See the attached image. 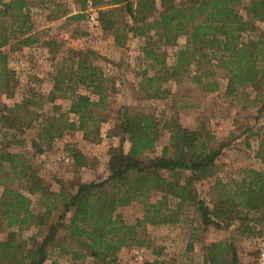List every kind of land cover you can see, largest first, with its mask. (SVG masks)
Returning <instances> with one entry per match:
<instances>
[{
    "label": "trees",
    "instance_id": "1",
    "mask_svg": "<svg viewBox=\"0 0 264 264\" xmlns=\"http://www.w3.org/2000/svg\"><path fill=\"white\" fill-rule=\"evenodd\" d=\"M47 1L0 0V96L12 98L16 82L4 48L14 52L37 46L45 51V59H54L62 46L57 40L42 42V31L33 23V8ZM90 1L97 9L98 31L111 39L113 47L126 48L132 39H145L141 53L147 70L139 83L144 100L162 101L174 110L191 108L189 97L172 94L166 84L188 81L202 93H214L220 89L216 75L220 70L225 74L224 95L250 88L252 103L258 106L255 122L263 114L264 34L247 35L257 31V23H264V0ZM85 5L83 0L79 13L64 10L59 18L78 27L85 19ZM180 39L184 45L173 52L168 65L166 53L155 47H175ZM95 58L89 49H70L52 66V85L44 100L50 104L68 100L66 112L54 105L55 115L42 117L37 111L43 98L33 93L11 105L0 102V129L18 134L27 130L38 155L69 133L100 143L99 129L106 122L103 114L115 88L114 81L95 65ZM114 122L109 138L119 142L109 149L105 177L78 182L71 192L60 187L52 193L27 159L8 150L10 142L2 135L0 264H44L53 248L69 262L50 264H117L124 248L151 249L146 226L175 225L186 209L193 210L195 219L190 224L195 231L197 226L228 233L235 228L240 238L264 237V132L255 129L256 124L243 134L256 139L254 158L260 167L242 169L228 182L216 181L217 195L209 208L196 186L218 174V159L233 133L217 141L203 124L190 130L170 116L161 123L153 112L126 105L120 106ZM161 132L168 135V143L159 156H153ZM75 147L68 145L65 152L72 167L79 169L85 157ZM133 204L142 215L128 224L118 211ZM30 228L35 234L22 239L21 232ZM192 249L189 243L187 252ZM202 251L199 264H241L234 240L212 242ZM152 254L156 260L149 264H164L157 260L161 250L152 249Z\"/></svg>",
    "mask_w": 264,
    "mask_h": 264
},
{
    "label": "rangeland",
    "instance_id": "2",
    "mask_svg": "<svg viewBox=\"0 0 264 264\" xmlns=\"http://www.w3.org/2000/svg\"><path fill=\"white\" fill-rule=\"evenodd\" d=\"M81 1L83 0H48L45 5L33 8V23L36 26L45 27L41 30V41L57 40L62 43V46L54 55V59H51L52 57L45 59V51L37 46L39 50L32 47V51H26L24 54L19 51L13 52L9 47L4 48L3 52L7 56L8 67L13 71L16 82L13 97L0 96V102L11 105L24 97L37 93L43 98V104L37 111L42 117L55 115L52 111L54 105L59 106L60 112H66L70 104L68 100H56L54 104L44 100L52 85V66L70 49H89L96 54L95 65L105 76L114 81L115 88L114 93L107 100V110L103 114L106 122L99 129L101 142L92 144L84 140L80 133H69L61 140L54 142L49 151L38 155L31 147V137L28 136L27 130L24 134H18L13 130L7 133L6 130L0 129V138L2 135H6L4 141L10 142L8 150L27 159L30 168L36 172V176L52 193H56L60 187L71 192L70 188L78 182H91L105 177L109 149L116 147L119 142L117 138H109V135L120 106L126 105L132 109L142 107L146 111L153 112L161 123L169 116L174 117L183 128L190 130L200 128L203 124L216 137L217 141H222L227 138L228 134L233 133L234 137H232L231 143L218 159V174L196 186L197 195L211 208L217 195L214 189L216 181L228 182L236 178L242 169L260 167L259 162L254 158L256 139H247L243 134L247 128H251L254 124H256L255 129L264 132V112L259 116L257 122L254 120L257 116L258 106L252 103L254 99L252 90L250 88L237 89L232 96H225L223 90L225 74L218 70L216 75L221 85L219 91L214 93H202L188 81L179 84H166L165 87L172 94L189 97L191 101L188 105L192 106L191 108H176L174 110L165 102L144 100L145 94L139 88V83L142 80V72L147 70V63L141 53L145 39H134L129 41L126 48H115L111 39L104 38L98 29L91 30L86 19L81 21L78 27L72 22L66 25L65 20L62 21L59 18L60 15L64 10L71 14L72 7L69 3H72L74 8L80 9ZM93 8L96 9L94 6ZM256 26L257 31L247 35L249 38L264 34V23H257ZM82 33L86 36H81ZM39 45L42 44L39 43ZM183 45L184 39H180L175 47L157 46L155 49L166 53V63L170 65L173 52ZM152 74V71H147L148 76ZM69 116L72 118L71 115ZM246 142L249 147H246ZM167 143L168 135L166 132H161L153 156H159ZM68 145L76 146L75 148L84 155L83 167L79 169L72 167V161L68 153L65 152ZM16 185L20 184L16 182ZM118 213L126 223L134 224L141 217L142 210L133 204L120 209ZM192 219H195L193 210L186 209L181 217V222L175 225L146 226V235L151 249L142 248L145 251L143 260L135 261L133 251L136 247H128L122 249L118 254L117 264H149L156 260L152 249L161 250L162 254L157 260L164 264H199L203 254L202 249L206 245L226 239L235 241L241 264H256L255 241L257 238H240L235 228L228 233L215 229L204 231L197 226L198 230L195 231V225L190 224ZM35 232V229L30 228L21 232L20 237L27 239ZM193 235H195V239H193ZM189 243L192 244L193 249L187 252ZM50 252L49 259L44 264H50L51 261L69 262L68 257H61L58 254V249L53 248Z\"/></svg>",
    "mask_w": 264,
    "mask_h": 264
},
{
    "label": "built area",
    "instance_id": "3",
    "mask_svg": "<svg viewBox=\"0 0 264 264\" xmlns=\"http://www.w3.org/2000/svg\"><path fill=\"white\" fill-rule=\"evenodd\" d=\"M85 19L86 23L91 30L98 29V13L97 10L93 8L92 2L86 0L85 6ZM256 250V264H264V237L257 238L255 241ZM134 260L141 262L145 256V251L142 248H136L133 251Z\"/></svg>",
    "mask_w": 264,
    "mask_h": 264
},
{
    "label": "crops",
    "instance_id": "4",
    "mask_svg": "<svg viewBox=\"0 0 264 264\" xmlns=\"http://www.w3.org/2000/svg\"><path fill=\"white\" fill-rule=\"evenodd\" d=\"M69 5L72 7H70L71 9H72V12H71V14H77V13H79V11H80V9L78 8V9H76V8H74V6H73V4L72 3H69ZM65 18L64 17H62L61 18V20L63 21ZM35 27H36V30H38V31H40V30H43L45 27L43 26V27H39V26H36L35 25ZM132 40H134V39H132ZM131 41V40H130ZM26 51H28V52H30V51H32V48H22V49H20V51L19 52H21V53H25Z\"/></svg>",
    "mask_w": 264,
    "mask_h": 264
}]
</instances>
